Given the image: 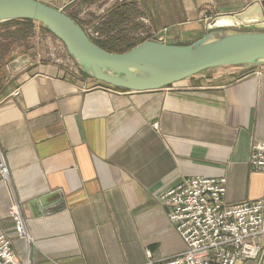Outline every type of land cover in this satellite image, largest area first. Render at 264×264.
Returning <instances> with one entry per match:
<instances>
[{
  "label": "crops",
  "instance_id": "obj_1",
  "mask_svg": "<svg viewBox=\"0 0 264 264\" xmlns=\"http://www.w3.org/2000/svg\"><path fill=\"white\" fill-rule=\"evenodd\" d=\"M39 1L65 9L95 39L162 34L182 45L204 36L213 17L261 0ZM116 4L118 25L108 14ZM43 29L0 22V153L8 169L0 227L18 260L150 264L179 253L185 245L161 197L187 177L224 178L227 204L264 198V172L249 163L251 146L264 142V64L211 68L158 90H116L66 51L40 59L31 46ZM51 36L44 38L60 48ZM13 201L29 243L8 217Z\"/></svg>",
  "mask_w": 264,
  "mask_h": 264
},
{
  "label": "water",
  "instance_id": "obj_2",
  "mask_svg": "<svg viewBox=\"0 0 264 264\" xmlns=\"http://www.w3.org/2000/svg\"><path fill=\"white\" fill-rule=\"evenodd\" d=\"M9 20L40 24L84 74L125 91L158 90L221 66L264 64V0L213 17L208 32L194 42L165 43L161 34L125 51L103 49L65 9L39 0H0V22Z\"/></svg>",
  "mask_w": 264,
  "mask_h": 264
},
{
  "label": "built area",
  "instance_id": "obj_3",
  "mask_svg": "<svg viewBox=\"0 0 264 264\" xmlns=\"http://www.w3.org/2000/svg\"><path fill=\"white\" fill-rule=\"evenodd\" d=\"M89 37L91 31H86ZM17 93V92H15ZM249 163L264 172V142L251 146ZM8 169L0 153V182ZM225 179L205 176L185 178L161 200L167 218L184 242V250L150 264H237L264 259V198L227 204ZM16 237L30 242L17 201L8 208ZM0 264H29L17 259L8 235L0 227Z\"/></svg>",
  "mask_w": 264,
  "mask_h": 264
},
{
  "label": "trees",
  "instance_id": "obj_4",
  "mask_svg": "<svg viewBox=\"0 0 264 264\" xmlns=\"http://www.w3.org/2000/svg\"><path fill=\"white\" fill-rule=\"evenodd\" d=\"M99 0H85V3H97ZM123 5V3H121ZM120 5V6H122ZM118 6L116 4V6H113L111 9H109L108 14L109 15H113V19L111 17V21L113 22L114 25H118V22L121 21L119 19H121L119 12H117ZM106 15V14H105ZM118 17H117V16ZM9 21H13V20H9ZM9 21H4V22H9ZM26 23H33V21L31 20H23ZM97 45H99L100 47H102L103 49L109 50V51H125L129 48H132L133 46L139 44L140 42L144 41V40H139V41H125V40H120L118 38H114V39H110V40H102V39H95L90 37ZM116 90H123L120 88H114Z\"/></svg>",
  "mask_w": 264,
  "mask_h": 264
},
{
  "label": "rangeland",
  "instance_id": "obj_5",
  "mask_svg": "<svg viewBox=\"0 0 264 264\" xmlns=\"http://www.w3.org/2000/svg\"><path fill=\"white\" fill-rule=\"evenodd\" d=\"M40 33L42 36H40V35L37 36L40 41H38V43L34 42V44L31 46V47L38 48V50L40 51V59H45V58L54 59L56 57V55L60 57V56H62L61 54L65 53V52H63V51H65V48H63V45L59 41L58 42L60 44H58V45L60 48H57V49L55 48V50L52 48L53 46L50 45L49 40L44 38L45 34L47 33L46 30L43 29L42 32L39 31L38 34H40ZM51 37H53V36H51ZM54 39H56V38L54 37ZM26 46L28 47L29 43H27ZM31 47H29V48H31Z\"/></svg>",
  "mask_w": 264,
  "mask_h": 264
},
{
  "label": "bare ground",
  "instance_id": "obj_6",
  "mask_svg": "<svg viewBox=\"0 0 264 264\" xmlns=\"http://www.w3.org/2000/svg\"><path fill=\"white\" fill-rule=\"evenodd\" d=\"M78 70V69H77Z\"/></svg>",
  "mask_w": 264,
  "mask_h": 264
}]
</instances>
